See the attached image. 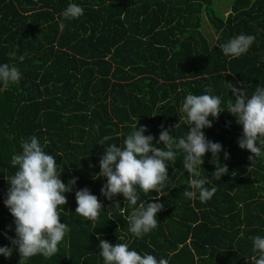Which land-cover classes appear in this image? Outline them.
<instances>
[{
    "label": "trees",
    "instance_id": "16d2710c",
    "mask_svg": "<svg viewBox=\"0 0 264 264\" xmlns=\"http://www.w3.org/2000/svg\"><path fill=\"white\" fill-rule=\"evenodd\" d=\"M222 1L0 0V64L21 72L18 83L0 91V247L13 248L10 258L0 255V264L20 261L11 244L14 217L4 204L10 187L6 177L17 170L12 155L22 152L21 141L32 136L56 158L66 185L78 179L65 193L61 223L70 231L58 253L36 255L27 264H104L101 239L129 243L130 250L169 264H253L250 257L258 254L250 237H264V158L248 159L252 154L238 144L243 127L227 110L218 119L209 117L212 127L202 130L222 145L219 162L228 168L220 180L212 178L216 164L211 152L205 154L201 176L211 179L206 187L217 188L206 203L198 192L195 199L183 195L192 189L182 152L168 165L170 178L161 197L137 189L136 206L122 194L109 201L101 194L106 178H96L104 147L121 145L137 122V129L146 126L145 135L154 137L156 147H163L156 143L161 125L177 140L185 137L189 126L181 107L187 94H205L210 85V94L220 96L226 109L232 93L225 81L248 98L257 86L264 87V0H224L227 14L219 7ZM70 3L81 6L83 16L65 20L62 12ZM204 18L214 40L204 32ZM240 34L255 41L246 54L230 59L220 45ZM11 52L17 59L9 57ZM104 136L111 137L105 146L99 144ZM84 188L103 205L94 224L75 213V193ZM140 203L164 208L157 213L158 227L137 239L126 217Z\"/></svg>",
    "mask_w": 264,
    "mask_h": 264
},
{
    "label": "clouds",
    "instance_id": "9594fccd",
    "mask_svg": "<svg viewBox=\"0 0 264 264\" xmlns=\"http://www.w3.org/2000/svg\"><path fill=\"white\" fill-rule=\"evenodd\" d=\"M84 14V9L76 3H70L62 12L65 20L78 19ZM63 30L65 24L59 25ZM255 41V36L240 34L228 42L220 45L225 56L236 59L246 54ZM11 59H17V53H9ZM23 62L25 55L18 57ZM21 79L20 70L8 63L0 64V91L6 90L10 84H16ZM232 97L227 101V108L222 107L220 96L211 95L212 87L206 86L205 94L186 95L181 111L185 114L184 125L189 126L185 137L177 140L170 135L171 128L161 125L159 140L153 144L154 137L145 135L146 126L137 129L138 122L133 125V131L123 139L121 145L115 143L104 147L102 158L99 161L100 172L96 178L105 177L107 182L101 188V194L109 201L114 196L122 194L125 201L136 206L139 195L137 189L145 194L155 192L153 199H159L169 181L168 165L177 161V153L182 152L183 167L189 174L188 188L183 195L195 199L197 192L202 203L209 201L217 192V188L210 189L206 185L211 179L201 176L200 169L204 163V156L211 152L216 164V171L211 177L220 180L228 172L226 165L219 162V153L222 145L208 140L202 131L212 127L213 119L227 110L236 117V122L243 127V135L238 141L241 149H247L252 155L250 161L264 158V87L257 86L248 98L240 87L225 81ZM180 121L174 127L177 129ZM111 139L104 136L99 141L105 146V141ZM22 152L12 155L11 165L16 168L14 175L6 177L10 187L4 204L14 217L16 238L11 244L18 248L19 264H27L32 257L42 255L51 258L59 251V245L70 231L66 223H61V211L67 204L65 193L72 191L77 177L66 185L61 180L63 170L58 168L54 156L47 154L36 136L21 141ZM228 153H225V159ZM223 165V166H221ZM77 207L75 213L93 224L99 219L103 205L96 195L91 194L88 188L76 191ZM63 206V207H61ZM115 207H120L119 202ZM164 208L161 203H140L134 207L126 217L128 230L133 237L142 239L158 227L157 213ZM99 239V234H97ZM119 239V238H118ZM253 241V264H264V237H250ZM100 255L104 264H169L164 258L157 259L154 255H141L130 250L129 243L118 242L115 245L107 240H100ZM13 248L0 247V255L10 258Z\"/></svg>",
    "mask_w": 264,
    "mask_h": 264
},
{
    "label": "rangeland",
    "instance_id": "374dc122",
    "mask_svg": "<svg viewBox=\"0 0 264 264\" xmlns=\"http://www.w3.org/2000/svg\"><path fill=\"white\" fill-rule=\"evenodd\" d=\"M220 9L223 11L224 14H227L229 11L228 4L223 0L219 4ZM203 26H204V32L208 36L210 40H214L216 37V34L213 32V29L211 26H209L206 18L203 19Z\"/></svg>",
    "mask_w": 264,
    "mask_h": 264
}]
</instances>
